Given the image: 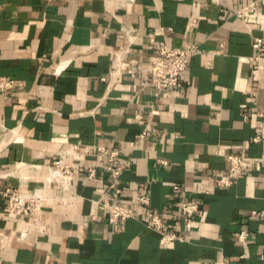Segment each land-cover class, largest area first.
I'll return each instance as SVG.
<instances>
[{"label": "crops", "instance_id": "obj_1", "mask_svg": "<svg viewBox=\"0 0 264 264\" xmlns=\"http://www.w3.org/2000/svg\"><path fill=\"white\" fill-rule=\"evenodd\" d=\"M255 37L264 40V0H0V264H264ZM187 43L196 52L178 85L156 96L154 56ZM111 151L130 162L118 203L138 218L124 226L96 203ZM228 155L242 157L243 173L217 187ZM54 162L79 171L48 180ZM6 190L42 205L7 215ZM141 195L148 207L136 205ZM185 201L198 205L189 223ZM150 212L168 215L181 240L161 247Z\"/></svg>", "mask_w": 264, "mask_h": 264}, {"label": "built area", "instance_id": "obj_2", "mask_svg": "<svg viewBox=\"0 0 264 264\" xmlns=\"http://www.w3.org/2000/svg\"><path fill=\"white\" fill-rule=\"evenodd\" d=\"M256 3L251 1L243 9L237 11L235 16L237 18L243 17L244 12L252 13L255 9ZM252 49L256 52L264 53V40L262 38H253ZM196 52V47L192 43H187L180 48H160L154 56L150 67L148 68V75L151 79L152 87L155 89V95L158 96L161 92L175 88L181 76L186 71L190 54ZM260 59L259 55L252 58V62L256 63ZM264 59V57H263ZM151 134H157L158 131L151 130ZM146 132H142L139 136L140 139H144ZM254 141H258L255 138ZM134 143H130L131 147H134ZM118 157L117 151H111L108 155V164L105 166V170L108 174V184L106 190L101 197L96 201L102 208L108 210V220L111 224H117L124 226L125 222L130 219H137L138 214L134 209L124 207L118 203V199L122 194V188L119 185V178L123 171L130 166V162L116 163ZM228 168L224 175L218 176L214 179V184L217 187L229 188L236 183L238 178L242 175V157L239 155H228L226 157ZM79 171V167L74 165L60 166L58 162H54L50 168V176L61 178L64 176H72ZM95 167L90 166L87 169V177L94 178ZM174 190H178L176 185H173ZM3 194L7 197V205L4 210L7 215H24L31 214L35 209H38L42 205V198L26 195L15 190H6ZM135 203L139 207H148L150 198L148 195H141L135 198ZM198 210V205L194 202H182L179 206L180 218L182 222L189 223ZM169 219L166 214H147L146 227L147 229L156 232L160 235V246L165 248L171 242L181 240L178 235L172 231L173 223L165 224ZM248 235L242 232L238 236L239 241L246 240ZM205 264H226L224 262L219 263H205Z\"/></svg>", "mask_w": 264, "mask_h": 264}]
</instances>
